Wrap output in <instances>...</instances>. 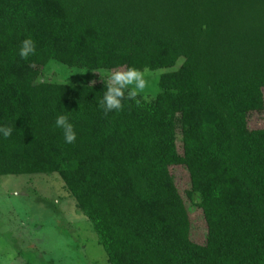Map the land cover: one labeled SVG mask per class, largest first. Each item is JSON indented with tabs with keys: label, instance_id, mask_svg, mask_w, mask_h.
Returning <instances> with one entry per match:
<instances>
[{
	"label": "trees",
	"instance_id": "trees-1",
	"mask_svg": "<svg viewBox=\"0 0 264 264\" xmlns=\"http://www.w3.org/2000/svg\"><path fill=\"white\" fill-rule=\"evenodd\" d=\"M51 62L164 73L154 100L105 115L104 84L40 82ZM263 90L264 0H0V178L58 176L109 264H264V129L248 127Z\"/></svg>",
	"mask_w": 264,
	"mask_h": 264
},
{
	"label": "rangeland",
	"instance_id": "rangeland-1",
	"mask_svg": "<svg viewBox=\"0 0 264 264\" xmlns=\"http://www.w3.org/2000/svg\"><path fill=\"white\" fill-rule=\"evenodd\" d=\"M101 72L69 69L51 62L40 82L104 84ZM144 73L147 85L138 96L152 101L159 93L158 82L164 71ZM248 127L251 131L264 129V112L252 113ZM171 174L190 214L191 239L203 245L207 228L202 211L187 199L189 175L183 168H172ZM0 264L109 263L91 224L78 211L61 179L53 175L0 178Z\"/></svg>",
	"mask_w": 264,
	"mask_h": 264
},
{
	"label": "clouds",
	"instance_id": "clouds-1",
	"mask_svg": "<svg viewBox=\"0 0 264 264\" xmlns=\"http://www.w3.org/2000/svg\"><path fill=\"white\" fill-rule=\"evenodd\" d=\"M37 50L36 42L32 38H25L21 41L19 56L27 59L35 55ZM100 70L93 69V73ZM100 77L105 85L103 95L99 100V107L107 115L110 112H119L123 109L125 102L136 100L138 94L142 93L147 85L145 73L135 66L128 67L126 71H102ZM95 83V82H93ZM64 109L55 116L54 128L62 132L65 143L72 144L77 139V132L72 122L71 114ZM13 134V128L0 126V135L8 138Z\"/></svg>",
	"mask_w": 264,
	"mask_h": 264
}]
</instances>
